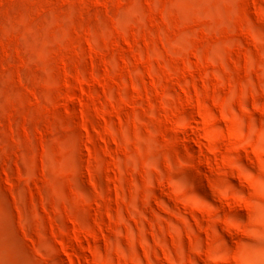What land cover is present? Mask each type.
Segmentation results:
<instances>
[{
	"label": "rangeland",
	"instance_id": "1",
	"mask_svg": "<svg viewBox=\"0 0 264 264\" xmlns=\"http://www.w3.org/2000/svg\"><path fill=\"white\" fill-rule=\"evenodd\" d=\"M0 264H264V0H0Z\"/></svg>",
	"mask_w": 264,
	"mask_h": 264
}]
</instances>
